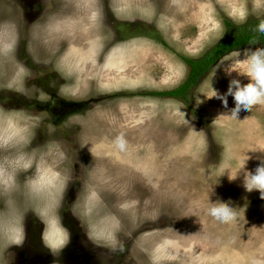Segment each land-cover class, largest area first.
<instances>
[{"label": "rangeland", "instance_id": "1", "mask_svg": "<svg viewBox=\"0 0 264 264\" xmlns=\"http://www.w3.org/2000/svg\"><path fill=\"white\" fill-rule=\"evenodd\" d=\"M22 1L16 0L8 11L14 8L17 19L21 15L31 17L29 21L24 18L26 24L59 7L55 0ZM103 6L105 20L117 19L115 10L122 17L120 21L134 24L129 42L120 43L119 37L109 40L105 53L116 45L122 51L107 67L89 65L74 79L62 80L44 66L32 64L25 51L26 41L22 40L18 59L29 64L35 74H44L26 82V96L0 90V108L23 109L16 115L27 123L41 120L33 147L45 142L52 123L57 126L55 136L66 139L76 150L70 151L75 162L60 209L62 226L68 224L73 237L65 251L52 253L49 259L39 257L33 263L26 255L19 257L18 247L13 246L14 264H151L149 251L161 239L170 242L162 264H264V199L258 191H245L242 173L235 180L229 179V175H236L244 152L264 151V104L233 117L224 115L235 107L231 96L228 109L215 97L208 99L213 95L212 88L225 93L233 78L244 85L250 83L240 75L244 69L233 54L264 45L254 42L223 55L191 88L185 101L159 94L183 84L190 70L184 59L203 57L225 35L226 20L234 25L249 19L264 23V0H103ZM105 32L111 33L110 28ZM84 39L81 36L76 43L82 45ZM224 70L232 71L231 75H225ZM61 85H67L69 93L77 90L76 94L61 93ZM53 91L75 102L70 115L76 114L74 119L82 127L67 121L53 123L44 111L50 99L48 92ZM121 132L128 141L125 154H117L111 144ZM81 142L89 145L81 148ZM261 151L247 153L252 157L247 170L254 171L264 159ZM92 164L111 177V184L103 192L110 207L125 198L120 189L130 182L134 187L128 190L127 198L140 201L137 211L141 218L160 213L156 222L142 223L131 238L121 234L126 248L132 244V256L91 247L89 240L83 247L79 245L85 229L72 214L71 206L79 192L83 196L82 186L89 184L87 167ZM208 197L217 205L229 202L236 208L237 219L230 224L215 222L207 214ZM120 215L129 227L127 216ZM26 217L31 221V237L39 244L36 228L44 224L31 212Z\"/></svg>", "mask_w": 264, "mask_h": 264}, {"label": "clouds", "instance_id": "2", "mask_svg": "<svg viewBox=\"0 0 264 264\" xmlns=\"http://www.w3.org/2000/svg\"><path fill=\"white\" fill-rule=\"evenodd\" d=\"M55 3L58 8L49 9L46 16L43 12L37 20L26 24L23 15L20 19L16 18L14 8L8 11L9 6L16 5V0H0V90L26 96L29 89L26 82L44 74H35L24 60L18 59L22 40L26 41L25 51L32 64L44 66L48 72L57 73L62 80L74 79L89 65L107 67L122 51L121 46L116 45L105 53L114 34L105 32L103 0H55ZM114 15L117 19L122 18L115 10ZM258 32L264 34V23L258 26ZM81 36L85 37L82 45L76 43ZM233 55L244 69L240 75H245L250 83L244 85L240 79L233 78L225 93L212 88L213 95L208 99L215 97L228 109V97L231 96L235 107L224 115L235 117L249 112L255 105L264 104V47L254 51L246 48ZM242 56L243 59H240ZM101 57H104L103 65ZM231 73L225 71V75ZM67 87L61 85V93L76 94L75 89L67 92ZM23 112V109L5 111L0 108V114H3L0 116V264H14V253L10 249L22 246L25 240L24 220L29 212L44 224L42 241L54 255L59 254L70 239L68 230L62 226L60 209L75 162V158L70 157V151L76 150L66 139L55 136L57 126L52 123L48 126L45 142L33 147L41 120L27 123L16 115ZM74 116L76 114L65 121L82 127ZM111 144L117 154L128 151V141L123 132L116 135ZM86 145L89 144L79 143L81 148ZM249 151L242 154L236 175H229V179L235 180L242 173L245 191H258L264 199V159L254 171L247 170V162L252 158L247 154ZM92 158L96 159L93 155ZM87 168L89 184L82 186L85 187L82 197L78 193L71 206L72 214L80 221L93 245L109 253H124L126 245L121 234L131 238L142 223L149 220L156 222L160 213L155 211L151 216L141 218L137 211L140 201L127 198L128 190L134 187L130 182L120 189V195L125 198L110 207L103 192L111 184V177L95 164ZM212 191L213 187L210 193ZM209 197L207 214L215 222L230 224L237 219L236 208L229 202L217 205ZM120 214L127 216L129 227H126ZM169 248L170 242L161 239L150 251H145H149L151 264H162Z\"/></svg>", "mask_w": 264, "mask_h": 264}, {"label": "trees", "instance_id": "3", "mask_svg": "<svg viewBox=\"0 0 264 264\" xmlns=\"http://www.w3.org/2000/svg\"><path fill=\"white\" fill-rule=\"evenodd\" d=\"M260 20L261 19H249L240 25H234L230 20H226L225 35L211 47L203 57L199 59H184L189 65L190 70L183 84L171 91L159 94L185 101L191 88L196 85L199 79L205 75L209 68L223 55L254 42H259L264 45V34L258 32Z\"/></svg>", "mask_w": 264, "mask_h": 264}, {"label": "flooded vegetation", "instance_id": "4", "mask_svg": "<svg viewBox=\"0 0 264 264\" xmlns=\"http://www.w3.org/2000/svg\"><path fill=\"white\" fill-rule=\"evenodd\" d=\"M20 2L23 3L22 0H20ZM24 18H26L28 21L31 19V17H24ZM112 19H113V21H111V17L110 18L108 17L105 20V24H106L107 28H110V31H111L112 34H114L115 38H117V37L120 38V40L118 42H120V43L129 42L130 39H128V37H133L134 36V33L131 31V28H132V26L134 24L131 25V24L127 23L126 21H120L119 19H115L114 17H112ZM109 21H111V23H108ZM119 27H121V30H120ZM119 30H120V32H119ZM28 65L29 64H27V66ZM48 93H50L49 94L50 95V99L48 101L49 102L48 105H46L47 109H44V111L50 115V117L52 118L53 123H57L58 121H60V123L64 122L65 119H67L69 117L70 113H72V110H69V109L75 104V102L74 101L73 102L72 101H67L66 99L65 100L62 99V97L60 95H58L55 91L48 92ZM55 103L57 104L56 106H55ZM55 109H58V112H56ZM75 111L76 110H74V112ZM55 113H58V115H55ZM30 225H31V221H29V220L26 221V219H25L24 220L25 240H24L22 246H19L17 248L18 249L17 251H19L18 254H20L19 257H21L22 255H26V256H28L27 260L32 262V263H33V261H35V259L38 260L39 257L43 258V257L47 256L48 259L53 257L52 256V252H50V250L45 247V245L43 244V241H42V232H43V229H44L43 225H41L40 227L36 228L37 229L36 233L38 234V238L40 239L39 240V244L40 245L37 242L38 239H36L35 237H31L32 235H34V233L30 230V227H29ZM65 227H66V229L68 230V232L70 234V238H71V235L73 237V234L70 233V230L68 229V227H69L68 224L65 223ZM82 237H83V239H82L83 242H82V244L80 243L79 245L83 247L84 246L83 243L85 241L88 243V239L86 237V233L82 234ZM66 246H65V248H66ZM90 246L92 247L93 244H90ZM131 246H132V244L129 243L128 247L126 248L125 254H124L125 256H128V255L132 256V254L130 253V247ZM65 248H63L61 251H65ZM34 250H36V252H40V255H38V256L35 255V253L33 252ZM67 250H68V248L66 249V251ZM122 255H123V253H122ZM61 256H63V255L60 254V257L59 256L58 257L61 258Z\"/></svg>", "mask_w": 264, "mask_h": 264}, {"label": "bare ground", "instance_id": "5", "mask_svg": "<svg viewBox=\"0 0 264 264\" xmlns=\"http://www.w3.org/2000/svg\"><path fill=\"white\" fill-rule=\"evenodd\" d=\"M115 67V66H114ZM109 69V68H108ZM91 71V70H90Z\"/></svg>", "mask_w": 264, "mask_h": 264}, {"label": "snow or ice", "instance_id": "6", "mask_svg": "<svg viewBox=\"0 0 264 264\" xmlns=\"http://www.w3.org/2000/svg\"><path fill=\"white\" fill-rule=\"evenodd\" d=\"M242 14V13H241Z\"/></svg>", "mask_w": 264, "mask_h": 264}]
</instances>
